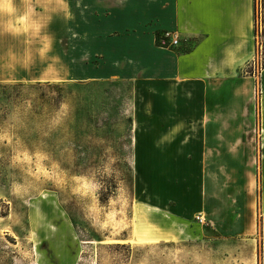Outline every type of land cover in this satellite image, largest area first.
<instances>
[{
    "label": "rangeland",
    "instance_id": "374dc122",
    "mask_svg": "<svg viewBox=\"0 0 264 264\" xmlns=\"http://www.w3.org/2000/svg\"><path fill=\"white\" fill-rule=\"evenodd\" d=\"M82 5L0 0V264H264V0L260 56L182 97Z\"/></svg>",
    "mask_w": 264,
    "mask_h": 264
},
{
    "label": "crops",
    "instance_id": "0c3cea01",
    "mask_svg": "<svg viewBox=\"0 0 264 264\" xmlns=\"http://www.w3.org/2000/svg\"><path fill=\"white\" fill-rule=\"evenodd\" d=\"M82 1V14L115 17V30L144 32L146 79L157 81L163 73V59L170 58L169 78L175 83L181 81L177 91L181 97L184 90L192 92L193 84H200L205 92L213 93L214 84L221 87L225 81L234 78V73L254 56V0ZM164 31L177 33L178 49L167 53L160 45L156 46V35ZM162 42L165 40L160 38L158 43ZM263 71L264 68L262 84ZM167 91L161 89L160 95L164 97ZM213 122L212 119L210 124Z\"/></svg>",
    "mask_w": 264,
    "mask_h": 264
},
{
    "label": "trees",
    "instance_id": "16d2710c",
    "mask_svg": "<svg viewBox=\"0 0 264 264\" xmlns=\"http://www.w3.org/2000/svg\"><path fill=\"white\" fill-rule=\"evenodd\" d=\"M253 24H254V29H253V36H254V45H255V38H256V0H254V10H253ZM262 24L264 25V22L262 21ZM262 34V33H261ZM254 53L256 54V57L261 54L259 53L258 54V51L256 49V47L254 48ZM264 53V52H263ZM260 56V55H259ZM261 59V57H260ZM259 65H260V68H263L264 67V58L262 60L259 61ZM249 75H251V72H249ZM49 86V85H48ZM25 87L24 86H17V85H14L12 87V91H15V94L13 95V97L16 99V98H20L21 96V93L23 91ZM54 89H61V86H54L53 87ZM5 89V86H0V97L1 98H5L6 100H9V96L10 94L9 93H6L4 91Z\"/></svg>",
    "mask_w": 264,
    "mask_h": 264
},
{
    "label": "built area",
    "instance_id": "2783aa9c",
    "mask_svg": "<svg viewBox=\"0 0 264 264\" xmlns=\"http://www.w3.org/2000/svg\"><path fill=\"white\" fill-rule=\"evenodd\" d=\"M161 36L170 46H177L179 44V37L174 31H164Z\"/></svg>",
    "mask_w": 264,
    "mask_h": 264
}]
</instances>
